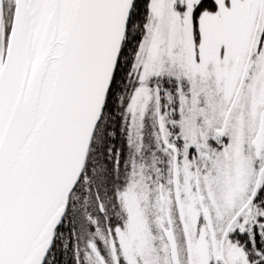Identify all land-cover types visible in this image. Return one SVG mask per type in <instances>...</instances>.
Returning a JSON list of instances; mask_svg holds the SVG:
<instances>
[{"label": "snow or ice", "instance_id": "1", "mask_svg": "<svg viewBox=\"0 0 264 264\" xmlns=\"http://www.w3.org/2000/svg\"><path fill=\"white\" fill-rule=\"evenodd\" d=\"M0 264H264V0H0Z\"/></svg>", "mask_w": 264, "mask_h": 264}]
</instances>
